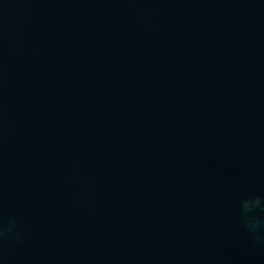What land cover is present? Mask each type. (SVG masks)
Wrapping results in <instances>:
<instances>
[{
    "label": "water",
    "instance_id": "obj_1",
    "mask_svg": "<svg viewBox=\"0 0 264 264\" xmlns=\"http://www.w3.org/2000/svg\"><path fill=\"white\" fill-rule=\"evenodd\" d=\"M0 264H264V0H0Z\"/></svg>",
    "mask_w": 264,
    "mask_h": 264
}]
</instances>
